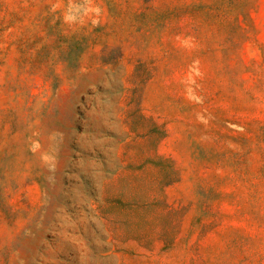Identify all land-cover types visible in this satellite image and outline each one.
I'll list each match as a JSON object with an SVG mask.
<instances>
[{
  "label": "rangeland",
  "instance_id": "obj_1",
  "mask_svg": "<svg viewBox=\"0 0 264 264\" xmlns=\"http://www.w3.org/2000/svg\"><path fill=\"white\" fill-rule=\"evenodd\" d=\"M0 264H264V0H0Z\"/></svg>",
  "mask_w": 264,
  "mask_h": 264
}]
</instances>
